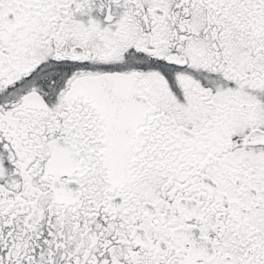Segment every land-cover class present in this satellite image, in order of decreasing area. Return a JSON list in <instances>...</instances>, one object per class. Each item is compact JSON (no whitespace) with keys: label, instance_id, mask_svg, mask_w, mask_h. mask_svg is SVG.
I'll return each instance as SVG.
<instances>
[{"label":"snow or ice","instance_id":"obj_1","mask_svg":"<svg viewBox=\"0 0 264 264\" xmlns=\"http://www.w3.org/2000/svg\"><path fill=\"white\" fill-rule=\"evenodd\" d=\"M0 264H264V0H0Z\"/></svg>","mask_w":264,"mask_h":264}]
</instances>
